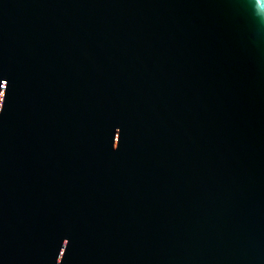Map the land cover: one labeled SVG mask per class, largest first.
Masks as SVG:
<instances>
[{
	"label": "water",
	"instance_id": "obj_1",
	"mask_svg": "<svg viewBox=\"0 0 264 264\" xmlns=\"http://www.w3.org/2000/svg\"><path fill=\"white\" fill-rule=\"evenodd\" d=\"M0 264H264V0H0Z\"/></svg>",
	"mask_w": 264,
	"mask_h": 264
}]
</instances>
